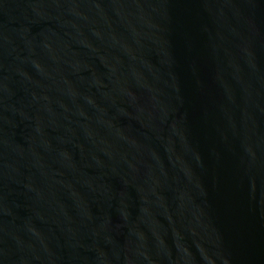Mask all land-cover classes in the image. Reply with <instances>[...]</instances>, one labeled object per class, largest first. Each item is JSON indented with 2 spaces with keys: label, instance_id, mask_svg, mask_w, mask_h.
<instances>
[{
  "label": "water",
  "instance_id": "water-1",
  "mask_svg": "<svg viewBox=\"0 0 264 264\" xmlns=\"http://www.w3.org/2000/svg\"><path fill=\"white\" fill-rule=\"evenodd\" d=\"M0 264H264V0H0Z\"/></svg>",
  "mask_w": 264,
  "mask_h": 264
}]
</instances>
